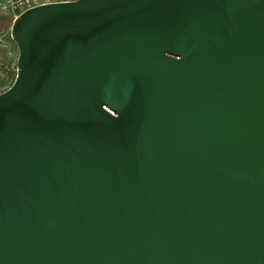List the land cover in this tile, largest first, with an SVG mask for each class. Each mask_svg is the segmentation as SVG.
<instances>
[{
	"label": "water",
	"instance_id": "water-1",
	"mask_svg": "<svg viewBox=\"0 0 264 264\" xmlns=\"http://www.w3.org/2000/svg\"><path fill=\"white\" fill-rule=\"evenodd\" d=\"M0 264H264V0H73L10 23Z\"/></svg>",
	"mask_w": 264,
	"mask_h": 264
},
{
	"label": "built area",
	"instance_id": "built-area-1",
	"mask_svg": "<svg viewBox=\"0 0 264 264\" xmlns=\"http://www.w3.org/2000/svg\"><path fill=\"white\" fill-rule=\"evenodd\" d=\"M73 0H0V15L11 16L13 20L17 15L23 11L38 5L56 3V2H69ZM0 36H2L0 34ZM1 38V37H0ZM4 41L0 39V55L3 51ZM1 59V56H0ZM16 75V61L14 65L2 63L0 60V85L9 80H13Z\"/></svg>",
	"mask_w": 264,
	"mask_h": 264
},
{
	"label": "rangeland",
	"instance_id": "rangeland-1",
	"mask_svg": "<svg viewBox=\"0 0 264 264\" xmlns=\"http://www.w3.org/2000/svg\"><path fill=\"white\" fill-rule=\"evenodd\" d=\"M10 23L9 20H3L0 23V36L2 40L4 41V47L3 51L1 53V61L2 63H8L9 65H14L16 58H17V47L13 40L10 37ZM0 38V39H1ZM14 80V78H13ZM13 80H9L7 82H4L0 85V92L5 90L12 82Z\"/></svg>",
	"mask_w": 264,
	"mask_h": 264
},
{
	"label": "crops",
	"instance_id": "crops-1",
	"mask_svg": "<svg viewBox=\"0 0 264 264\" xmlns=\"http://www.w3.org/2000/svg\"><path fill=\"white\" fill-rule=\"evenodd\" d=\"M3 20H9V21H11V16L0 15V23H1V21H3Z\"/></svg>",
	"mask_w": 264,
	"mask_h": 264
}]
</instances>
